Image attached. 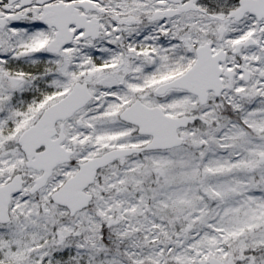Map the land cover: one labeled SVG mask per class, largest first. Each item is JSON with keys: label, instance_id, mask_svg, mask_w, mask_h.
Returning a JSON list of instances; mask_svg holds the SVG:
<instances>
[{"label": "snow or ice", "instance_id": "obj_1", "mask_svg": "<svg viewBox=\"0 0 264 264\" xmlns=\"http://www.w3.org/2000/svg\"><path fill=\"white\" fill-rule=\"evenodd\" d=\"M0 264H264V0H0Z\"/></svg>", "mask_w": 264, "mask_h": 264}]
</instances>
